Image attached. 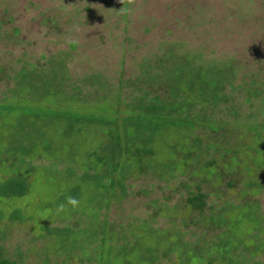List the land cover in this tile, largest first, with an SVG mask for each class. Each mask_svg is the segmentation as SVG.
Masks as SVG:
<instances>
[{
	"label": "rangeland",
	"instance_id": "obj_1",
	"mask_svg": "<svg viewBox=\"0 0 264 264\" xmlns=\"http://www.w3.org/2000/svg\"><path fill=\"white\" fill-rule=\"evenodd\" d=\"M186 73L196 79V92L232 77L234 87L229 83L223 91L229 101L207 109L218 129L201 121L187 133L166 123L152 143L157 155L144 160L145 169L163 167L164 178L151 168L131 173L125 196L112 200L102 218L117 232L115 243H128L133 251L143 252L150 237H121V231L147 222L181 233L198 249L207 245L218 255L213 264L224 263V248L237 264H264V157L246 151L258 147L255 132L247 129L253 122L264 153V0H0V175L29 180L26 196L0 200L4 217L20 208L29 219L0 222L6 256L21 264H95L79 249L68 253L71 244L60 247L58 236L42 228L87 225L69 217L71 206L57 216L53 210L75 187L80 210L101 193L84 178L105 145L104 124L92 119L120 113L114 120L121 126L125 112L138 115L142 104L167 94L179 77L182 87H191L184 85ZM188 134L200 138L204 155L186 166L187 174L176 170L170 179V146L185 148ZM183 151H177L180 164ZM201 162L213 167L200 171L194 165ZM250 181L261 185L258 192H248ZM198 187L207 195L206 218L185 203ZM226 202L234 223L228 237L208 219ZM248 202L255 203L252 210ZM73 234L79 245L95 237ZM177 263L175 254L155 261Z\"/></svg>",
	"mask_w": 264,
	"mask_h": 264
},
{
	"label": "trees",
	"instance_id": "obj_2",
	"mask_svg": "<svg viewBox=\"0 0 264 264\" xmlns=\"http://www.w3.org/2000/svg\"><path fill=\"white\" fill-rule=\"evenodd\" d=\"M187 74V75H186ZM185 75L186 83L185 86H191L188 88L182 87L180 84V77L176 83V86L173 82L169 83L171 86L170 89L167 90V94L164 93L163 96H155L151 97L149 104H142L138 109V115H133L132 113L125 112L124 120L119 126L114 117H120V113L109 115L108 117H102V119H92V122L98 124L99 121L103 122L104 128V143L102 147V151L100 154L95 153L96 161L95 164H89L91 166L88 169V172L84 175L86 181H92V185L97 189L100 194H95L93 196V200L95 201L90 207H87L83 210L80 208L73 209V213L69 215V217L78 216L82 218L86 222V227L79 228H69V227H57V228H47L42 225V228L45 229V232L48 234L54 233L58 237L59 245L66 246L67 244H71L67 251L70 253L74 249H79L84 258L89 261H95V264H155L160 257L164 258L168 255L175 254L177 257V264H213L216 256H213L212 251L207 250V245L198 249V246H194L193 244H189L185 242L183 238H180L181 233L170 234V231H166L162 228L157 229L152 226H148L147 222H142L141 225L135 227L134 225L124 228L121 237H128L131 234H135L137 232L143 233V237H150V239L145 240V247L143 252H139L138 249L134 247V251L128 246V243L125 245H118L117 241V232L112 231V225L107 221V218H102V210L108 211L111 206L112 200H120L123 199L126 193V180L130 176L131 173H145L152 166H148V169H145L144 160L148 156L155 157L157 155L155 149L152 147V143L156 139V137L160 133L161 128L164 127L165 124L174 126L176 129L181 131H187L190 133L201 121L205 122L206 126L211 129V131H216L218 129L217 125L212 120V115L207 112V109L210 105H216L220 101H229V98L224 91V87L227 84L231 83L233 86V80H231L224 84L219 83L220 87H205L204 89L200 88L198 92L195 89V80L192 79L188 73ZM176 76V74H174ZM174 76V77H175ZM173 77V78H174ZM30 81V79H25L24 81ZM194 80V81H193ZM167 85V81H165ZM234 87V86H233ZM206 91V92H205ZM4 111L3 106H0V117ZM236 113L237 111L234 110ZM78 113V112H77ZM208 113V114H207ZM47 115V114H46ZM79 114H73L74 117ZM99 118V117H98ZM253 125L247 128L248 131L255 132L254 141L258 143V147H254L253 145H248L247 153L254 150V157H264V153L262 154V139L261 133L258 130V123L250 122ZM123 130V131H122ZM189 144H186L185 148H179L177 145H171L172 149L171 155L175 154L173 160L171 162V168L166 169L172 170L171 174H169V178L172 179L174 172L181 171L183 174H187L186 166L191 162L200 161L199 157L204 155L202 150L200 138L196 137L190 140L189 134ZM208 148L210 145L208 144ZM184 149V151H183ZM186 149V151H185ZM223 149V148H222ZM178 150H182L181 154L185 161L183 164H180L176 158H179L177 153ZM206 152L207 150L203 148ZM238 151V149H236ZM237 153L241 154V150ZM177 155V156H176ZM152 157V158H153ZM154 159V158H153ZM24 160V158H23ZM156 163H158L156 161ZM206 163V162H205ZM197 163L194 165L197 166V169L200 171H204L205 167H213L211 163ZM196 169V170H197ZM195 170V172H196ZM154 173H162L160 174L161 178H164V168H158L157 171H153ZM74 174L73 172H71ZM198 173V172H196ZM223 173V172H222ZM217 178L221 180L222 176L220 175V171L216 174ZM249 175H254L250 174ZM248 192H258L256 188H260L261 185L258 182H248L246 183ZM29 190V180L24 176L17 177H8L3 178L0 175V200H5L9 198L23 197L26 196ZM197 192L191 190L189 193V198L186 200V205L191 207V209L204 216V212L207 207L206 198L207 195L201 191V188H197ZM77 187H75L69 195H63L64 198L69 196L76 197L79 194ZM66 200V199H65ZM65 200L62 202L64 203ZM231 203V202H230ZM230 203L226 202V207L223 208L217 215H210L208 218L209 221L212 222L217 227L224 228L223 233L228 237L229 234L233 235L232 232V224L230 218L228 219V213L225 214L227 209L231 206ZM249 207L252 210V207L255 206V203L248 202ZM53 212L56 213V216L60 213H57V209H54ZM52 213V211L50 212ZM54 214V213H52ZM52 214H50L52 217ZM254 219L256 220V213L253 211ZM54 217V215H53ZM205 217V216H204ZM8 219L11 222H24L29 219H26L22 215V209L17 208L15 211L11 212L8 216L4 217L3 211H0V222L3 219ZM206 218V217H205ZM264 217L261 216V219ZM81 223V220H79ZM75 231L80 232H90L95 235V237H90V240L86 243L77 244L78 239L74 236ZM150 232V233H149ZM112 234V235H111ZM136 234V235H137ZM137 237V236H136ZM219 237L218 239H221ZM230 238V237H229ZM0 237V241H1ZM116 242V243H115ZM91 244H96L94 250L89 251L88 246ZM88 245V246H87ZM122 248V249H121ZM162 249V251H161ZM195 249V250H194ZM224 254L221 256L223 264H237L236 259L233 256V252L229 249L224 248ZM128 251V252H127ZM196 252V253H194ZM220 252V250H219ZM149 253L151 254L149 256ZM155 254V255H154ZM159 254V255H158ZM120 258V261L119 259ZM170 259V258H169ZM0 264H21L17 263L15 259H12L5 255V249L3 245L0 243ZM42 264H52L50 261H45Z\"/></svg>",
	"mask_w": 264,
	"mask_h": 264
},
{
	"label": "clouds",
	"instance_id": "obj_3",
	"mask_svg": "<svg viewBox=\"0 0 264 264\" xmlns=\"http://www.w3.org/2000/svg\"><path fill=\"white\" fill-rule=\"evenodd\" d=\"M120 3H123V0H120ZM123 10V9H122ZM66 206H71L72 209H76L79 207V201L75 197H67L64 203H61L58 208L57 212H63L66 209Z\"/></svg>",
	"mask_w": 264,
	"mask_h": 264
}]
</instances>
